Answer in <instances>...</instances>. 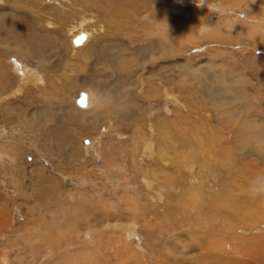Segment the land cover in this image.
Here are the masks:
<instances>
[{"label": "rangeland", "instance_id": "obj_1", "mask_svg": "<svg viewBox=\"0 0 264 264\" xmlns=\"http://www.w3.org/2000/svg\"><path fill=\"white\" fill-rule=\"evenodd\" d=\"M0 264H264V0H0Z\"/></svg>", "mask_w": 264, "mask_h": 264}, {"label": "bare ground", "instance_id": "obj_2", "mask_svg": "<svg viewBox=\"0 0 264 264\" xmlns=\"http://www.w3.org/2000/svg\"><path fill=\"white\" fill-rule=\"evenodd\" d=\"M88 34V33H87ZM79 35V34H78ZM84 37H86V36H84ZM85 39V38H84ZM160 47V46H159ZM165 51V48H163V51H161V52H164ZM167 51V50H166ZM24 52V51H23ZM155 52V51H154ZM166 53V52H165ZM164 53V54H165ZM161 54V53H160ZM151 58H152V56H151ZM153 58H154V56H153ZM131 87V86H130ZM89 91V90H88ZM86 93V92H85ZM97 95V94H96ZM95 95V96H96ZM94 96V94H93V92L91 91V93H89L88 95H86V96H84V103H83V105H82V107L84 108V110H85V108L86 109H88V107L90 108V105L94 102L93 101V98L95 97ZM99 97V96H98ZM80 104V103H79ZM94 105V104H93ZM78 106V105H77ZM92 107V106H91Z\"/></svg>", "mask_w": 264, "mask_h": 264}, {"label": "water", "instance_id": "obj_3", "mask_svg": "<svg viewBox=\"0 0 264 264\" xmlns=\"http://www.w3.org/2000/svg\"><path fill=\"white\" fill-rule=\"evenodd\" d=\"M83 38H84V34L83 33H80L79 35H76L74 37V41L75 42H78V41H80V39H83ZM83 99H84V92L83 91H80L78 97H76V99H75V102L81 104V103H83ZM86 142L87 141L84 140V143H86Z\"/></svg>", "mask_w": 264, "mask_h": 264}]
</instances>
